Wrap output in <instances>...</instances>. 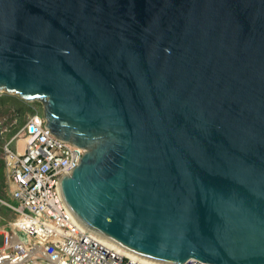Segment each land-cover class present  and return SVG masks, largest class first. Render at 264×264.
I'll return each mask as SVG.
<instances>
[{
	"label": "water",
	"instance_id": "water-1",
	"mask_svg": "<svg viewBox=\"0 0 264 264\" xmlns=\"http://www.w3.org/2000/svg\"><path fill=\"white\" fill-rule=\"evenodd\" d=\"M0 92L85 149L59 186L90 229L264 264V0H0Z\"/></svg>",
	"mask_w": 264,
	"mask_h": 264
},
{
	"label": "built area",
	"instance_id": "built-area-1",
	"mask_svg": "<svg viewBox=\"0 0 264 264\" xmlns=\"http://www.w3.org/2000/svg\"><path fill=\"white\" fill-rule=\"evenodd\" d=\"M22 136L21 153L6 149L12 200L0 203L17 218L0 234V264H159L98 234L67 208L59 184L85 149L51 134L42 109L28 117ZM196 263L206 264H185Z\"/></svg>",
	"mask_w": 264,
	"mask_h": 264
},
{
	"label": "rangeland",
	"instance_id": "rangeland-1",
	"mask_svg": "<svg viewBox=\"0 0 264 264\" xmlns=\"http://www.w3.org/2000/svg\"><path fill=\"white\" fill-rule=\"evenodd\" d=\"M0 99V200L11 201L12 186L8 183L6 149L9 148L14 153L22 152L24 125L34 109H42V104L38 101L26 102L17 95L6 92H1ZM16 218L11 209L0 203V234L5 233L4 228L10 229Z\"/></svg>",
	"mask_w": 264,
	"mask_h": 264
},
{
	"label": "bare ground",
	"instance_id": "bare-ground-1",
	"mask_svg": "<svg viewBox=\"0 0 264 264\" xmlns=\"http://www.w3.org/2000/svg\"><path fill=\"white\" fill-rule=\"evenodd\" d=\"M98 234H99V233H98ZM120 249H121V248H120ZM123 251L129 254V252H128V251H126V250H123ZM35 264H42V262H40V261H37V262H35Z\"/></svg>",
	"mask_w": 264,
	"mask_h": 264
},
{
	"label": "crops",
	"instance_id": "crops-1",
	"mask_svg": "<svg viewBox=\"0 0 264 264\" xmlns=\"http://www.w3.org/2000/svg\"><path fill=\"white\" fill-rule=\"evenodd\" d=\"M2 244V238H1V242H0V245Z\"/></svg>",
	"mask_w": 264,
	"mask_h": 264
},
{
	"label": "trees",
	"instance_id": "trees-1",
	"mask_svg": "<svg viewBox=\"0 0 264 264\" xmlns=\"http://www.w3.org/2000/svg\"><path fill=\"white\" fill-rule=\"evenodd\" d=\"M1 100V99H0Z\"/></svg>",
	"mask_w": 264,
	"mask_h": 264
}]
</instances>
